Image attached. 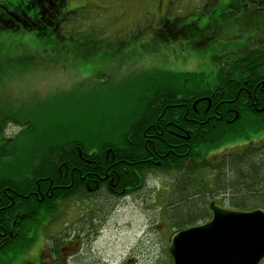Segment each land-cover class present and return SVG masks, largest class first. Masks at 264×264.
I'll use <instances>...</instances> for the list:
<instances>
[{
	"label": "trees",
	"instance_id": "trees-1",
	"mask_svg": "<svg viewBox=\"0 0 264 264\" xmlns=\"http://www.w3.org/2000/svg\"><path fill=\"white\" fill-rule=\"evenodd\" d=\"M26 1L14 0L13 9L23 5L25 9L27 5L32 14L40 12L42 20L34 21L30 28L23 23L19 26L12 18L13 23L5 19L7 24L1 23L0 29L35 33L39 41L61 40L66 11L62 19V13L55 11L54 0L46 4ZM226 2L216 14L223 17L220 21L203 17L204 28L232 41L210 50L217 65L214 80L204 72H164L170 76L158 82L165 79L166 84L149 87L146 94L151 91L150 96L133 120L126 127L115 128L106 138L89 140L70 123L71 131L63 126L41 141L30 169L17 168L14 157L5 156L9 162L3 160L6 165L0 166V254L7 252L9 256L14 249L30 245L33 236L29 233L34 235L41 226L42 210L57 209L67 201L78 197L87 200L99 193L107 201H100L99 206L108 205L110 200L143 191L152 176L173 178L171 193L160 205L157 221H164L172 231L209 219L213 201L234 209H264V138L260 143L249 140L243 150L211 160V140L223 131L233 129V137L248 139L250 131L264 133V39L250 40L247 21L241 18L256 8L259 12L254 20L264 28V0ZM215 9L207 7V12ZM204 13L194 14L191 21ZM180 20L189 21L169 14L170 23L161 24L162 35L156 33L152 40H176L173 31ZM185 31L179 36L190 37L194 26ZM103 46L106 52L118 50L116 44L108 45L110 49L104 42ZM82 48V55L94 51L89 41L82 42L79 36L68 45L70 54H81ZM97 51H101L99 47ZM14 142L13 138L5 139L0 130L1 153L11 154ZM23 243L25 246L20 247Z\"/></svg>",
	"mask_w": 264,
	"mask_h": 264
},
{
	"label": "rangeland",
	"instance_id": "rangeland-1",
	"mask_svg": "<svg viewBox=\"0 0 264 264\" xmlns=\"http://www.w3.org/2000/svg\"><path fill=\"white\" fill-rule=\"evenodd\" d=\"M208 2L173 0L168 5L164 0L158 8V0H65L66 14L60 28L61 40L65 41L40 42L35 33L0 31V130L5 139L15 141L11 154L0 150V166L6 165L9 160L5 156L11 155L17 168L30 169L41 141L63 126L71 131L70 123L89 140L104 139L115 128L126 127L150 96L151 91L146 94L149 87L166 84L165 79L158 82L170 76L164 72H204L214 80L217 65L213 58L209 61V55L184 47L180 44L184 39L152 40L156 33L147 18L165 15L168 6L170 16L189 17L203 12ZM110 7L114 9H105ZM78 36L82 42L89 41L92 53L82 55V48L81 54H70L68 45ZM220 41L229 43L224 37ZM103 42L116 44L117 52H106ZM232 130L211 140L212 161L243 150L249 140L260 143L264 138V133L252 131L248 133L250 139L235 138ZM172 179L169 175L152 176L143 191L110 200L108 205L102 203V208L100 201H107L100 193L87 200L78 197L67 201L60 207L65 210L64 222L72 221L83 209H105L96 215L101 221L94 233L95 248L103 256L110 257L113 264H166L171 229L164 221H157L159 207L171 193ZM40 246L38 238L28 252L16 248L9 256L7 252L0 254V264H20L24 257L39 255Z\"/></svg>",
	"mask_w": 264,
	"mask_h": 264
},
{
	"label": "flooded vegetation",
	"instance_id": "flooded-vegetation-1",
	"mask_svg": "<svg viewBox=\"0 0 264 264\" xmlns=\"http://www.w3.org/2000/svg\"><path fill=\"white\" fill-rule=\"evenodd\" d=\"M13 1L14 0H0V25L1 23H3L4 25L7 24L6 20H9L11 22L10 18L14 19L15 17L14 22H17L19 26L22 27L23 23L24 25L26 24L27 27L30 26L31 28V24L34 21L42 20L43 17L41 19L39 17L40 12L37 11V14H32V10L28 8L27 5H25V9L24 5L13 9ZM39 1L41 4H44V0ZM64 1L65 0H54L53 3L54 5H56V13L59 14V11L60 13H62L60 14L62 19L63 14H65L63 13L64 8H62V5L64 6ZM172 1L173 0H167L168 5H171ZM256 1L257 0H254V2ZM28 2L30 3V0L26 1L27 4ZM158 2L159 8L163 4L164 0H158ZM226 3L228 2H224L223 0H209L205 7L203 6L205 8V13L201 14L200 17L197 16V18L191 21V17H194V14H191L189 17H186L187 19H189V21H177L179 25L174 26L173 37L177 38L176 40H179L181 38L187 39L186 41H183L184 44H180L184 45V47H190L193 52L194 49L199 51L201 53L200 55H209V61H211V58L214 56V54H210V50H217L219 46L224 45V43H221V41L219 42V40H221V38H223L224 36L220 37L217 36L218 34H212L213 31L209 32L207 28H204L205 24L203 23V20L204 18H209L210 20H213V22L220 21L223 17L220 18L216 16V14L219 13L221 8ZM41 6L37 7L41 9ZM207 7L216 9L215 11L212 10L207 12ZM105 9L112 11L114 8L110 7ZM253 10L254 11H252L251 13L241 16V18H245L247 21V26L245 27H248L250 40H263L264 28L258 21L254 20L256 19L255 17L257 16L259 10L256 8H254ZM121 11L123 10H120L119 17H121ZM170 11L171 9L168 6L166 7L165 15L163 16H147V18L153 25L154 30H156L155 33L162 35L163 32H161L160 27L161 24L170 23L167 22V19H169ZM11 23H13V21ZM192 26H194V32L190 37L179 36V34L187 33L185 29H188V27ZM0 27L2 28V26ZM3 29H0V31H2ZM232 33L233 32L231 31V33L228 35H232ZM257 36H260L261 38H258ZM230 44H232V42L228 43V45ZM104 210L105 209H97L90 211L83 209L82 212H79L80 214H77L76 218H73L72 221H67L66 223L64 222L66 218H63V212L65 211L64 209L57 208L42 210V213L44 214L42 216L41 226L37 229L34 235L33 233H29L30 236H33V241L27 248L24 249V252H28L34 247L36 240L39 238L42 241V246H40L39 251L40 254H37L30 258L24 257L20 264H113V261L109 259L110 257H106L105 255L103 256L102 253L97 249L98 247L95 248V244L97 241L94 239V233L98 229V223L101 221V219H97L96 215L100 214V212ZM68 211L69 210H66V214ZM57 225L58 228H56ZM65 228H68L69 230L65 231ZM24 246L25 245L23 243L21 247ZM126 261L127 258L124 259V262ZM165 262L166 264H171L168 258ZM120 264H123V262H120Z\"/></svg>",
	"mask_w": 264,
	"mask_h": 264
},
{
	"label": "water",
	"instance_id": "water-1",
	"mask_svg": "<svg viewBox=\"0 0 264 264\" xmlns=\"http://www.w3.org/2000/svg\"><path fill=\"white\" fill-rule=\"evenodd\" d=\"M209 220L175 231L169 241L172 264H262L264 209L210 205Z\"/></svg>",
	"mask_w": 264,
	"mask_h": 264
}]
</instances>
